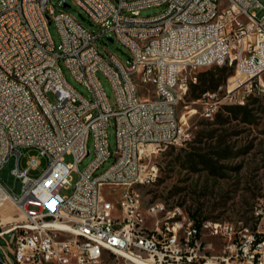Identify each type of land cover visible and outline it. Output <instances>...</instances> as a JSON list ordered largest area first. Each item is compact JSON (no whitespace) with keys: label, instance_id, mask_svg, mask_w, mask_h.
Segmentation results:
<instances>
[{"label":"built area","instance_id":"2783aa9c","mask_svg":"<svg viewBox=\"0 0 264 264\" xmlns=\"http://www.w3.org/2000/svg\"><path fill=\"white\" fill-rule=\"evenodd\" d=\"M74 1L104 32L115 33L130 51L129 63L103 55L96 45L102 32L49 0H0V208L9 201L23 216L9 226L0 219V237L11 234L6 247L0 245L4 261L12 253L19 264H96L105 255L129 257L134 264H264L261 230L220 220L199 227L179 206L168 208L160 200L145 206L139 190L157 179L153 158L159 150L191 139L178 104L196 82L192 70L239 61L223 100L205 101V117L213 118L220 103L245 104L252 93L264 95V14L258 15L264 0ZM162 5L159 14H141ZM49 20L60 33L61 52ZM246 51H255V58H246ZM60 57L92 100L67 82ZM113 60H121V68H111ZM99 71L113 86L116 108ZM217 94L206 92L201 99ZM90 134L94 157L80 171L78 164L90 155ZM22 148L38 151L25 166ZM43 156L47 167L31 175ZM113 156V164L96 174ZM2 170L20 179V195L11 192ZM73 171L80 173L74 191L61 195ZM105 186L122 187L117 204L103 194Z\"/></svg>","mask_w":264,"mask_h":264},{"label":"rangeland","instance_id":"374dc122","mask_svg":"<svg viewBox=\"0 0 264 264\" xmlns=\"http://www.w3.org/2000/svg\"><path fill=\"white\" fill-rule=\"evenodd\" d=\"M51 4L59 5L57 9H64L77 18L84 26L96 34L101 35L96 40V45L102 54H115L123 62L129 63L131 54L129 49L115 37L111 30L104 32L105 27L91 21L86 11L81 8L74 0H49ZM64 3L69 4L65 7ZM165 5L152 6L141 10L143 16H153L163 12ZM264 10H258L261 17ZM52 40L57 52H61V36L54 22L48 25ZM109 37L114 40L111 41ZM246 58H255V51H246ZM59 64L67 82L77 89L83 96L92 100L93 94L86 85L78 82L71 71L65 65L63 58L60 57ZM212 67V66H211ZM211 67H202L191 71V76L196 77L200 72ZM232 67L239 68V61H232ZM109 100L116 108V97L113 86L106 75L99 71L97 73ZM194 82V81H191ZM226 83L216 91L217 97H206L204 99L194 98L190 91L180 100L178 113L187 122L191 139L183 145L168 146L159 150L154 156V162L159 166V175L153 182L139 187L143 203L147 206L155 200L163 201L168 208L181 207L188 214L194 212L200 218L208 220L231 221L237 226L246 225L253 230H261L264 233V95L258 92L253 95V99L258 98L257 102L251 106V121H243L229 117L224 125L215 124L214 117L208 118L203 115L205 101L223 100L224 92L227 89ZM191 86V83H190ZM190 89V88H189ZM205 96V93L202 97ZM258 96V97H256ZM49 99L57 102L56 95L50 91ZM222 106L223 103H220ZM109 140L111 151L116 149L115 118L111 117L109 122ZM87 148L90 155L82 159L78 164L80 171H83L94 157V138L88 136ZM227 150V151H226ZM20 164L25 166L30 156L38 154L34 148L20 149ZM214 152L222 154L216 156L213 161L216 168L214 171L204 169L203 165L191 166L190 159L198 155H212ZM219 154V155H220ZM14 155L13 158H15ZM68 162L73 161L72 155H66ZM115 161V157L108 159L96 172L100 174L105 171ZM48 165L47 157H41V165L33 169L30 174L39 176ZM6 169H11L7 164ZM4 182L9 186L11 192L20 195V179L11 178L5 170L1 171ZM80 178L78 171H73L70 175V184L61 187V195L69 196L73 193L76 183ZM122 187L111 191L109 186L102 189L103 194L115 204L119 201ZM11 207V208H10ZM4 207L0 208V219L2 226H9L8 221L21 222L22 213L14 205H10L8 211L10 217H3ZM8 220V221H7ZM2 227H0V230ZM11 234L5 238L0 237V245L5 248L7 240ZM0 253L3 250L0 248ZM11 259H7L0 264H19L15 261L14 255L10 253ZM96 264H134L131 260L121 256L105 255L103 260Z\"/></svg>","mask_w":264,"mask_h":264},{"label":"trees","instance_id":"16d2710c","mask_svg":"<svg viewBox=\"0 0 264 264\" xmlns=\"http://www.w3.org/2000/svg\"><path fill=\"white\" fill-rule=\"evenodd\" d=\"M235 67L230 66H212L208 70L200 72L197 75V81L191 82L190 86V94L194 98H202L203 94L206 92H216L218 88L222 87L229 76L234 73ZM252 93L248 96L247 101L245 104H223L220 106L219 110L215 113L214 116V123L224 125L229 120V117H234L235 119H242L243 121H251V106L252 104L256 103L258 98L253 99ZM258 97V96H256ZM227 151V150H226ZM218 152H214L212 155L214 156H207V155H198L195 158H191V166L194 164L196 167L198 164L203 165L204 169L214 171L213 168H216L215 162L213 161L214 157L220 156L222 154ZM193 161V162H192ZM189 215L195 220L197 226H201L204 221L208 220V218H200L194 212H189Z\"/></svg>","mask_w":264,"mask_h":264},{"label":"bare ground","instance_id":"6f19581e","mask_svg":"<svg viewBox=\"0 0 264 264\" xmlns=\"http://www.w3.org/2000/svg\"><path fill=\"white\" fill-rule=\"evenodd\" d=\"M111 68H121V60L111 61ZM10 205H13V204L11 202L7 201L3 206L4 208H3L2 212H3V217H5V218H8L11 216L9 211H8V208ZM128 259H129V257H128Z\"/></svg>","mask_w":264,"mask_h":264},{"label":"water","instance_id":"95a60500","mask_svg":"<svg viewBox=\"0 0 264 264\" xmlns=\"http://www.w3.org/2000/svg\"><path fill=\"white\" fill-rule=\"evenodd\" d=\"M64 6H65V7H69L70 5L67 4V3H64ZM49 22H51V20H49ZM109 39H110L111 41L114 40L112 37H109ZM0 262H2V263L5 262L4 259H3V257H2V255H1V253H0Z\"/></svg>","mask_w":264,"mask_h":264}]
</instances>
